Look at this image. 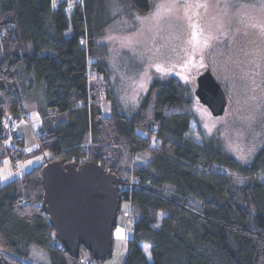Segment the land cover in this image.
<instances>
[{
	"label": "trees",
	"instance_id": "1",
	"mask_svg": "<svg viewBox=\"0 0 264 264\" xmlns=\"http://www.w3.org/2000/svg\"><path fill=\"white\" fill-rule=\"evenodd\" d=\"M126 1L139 14L153 8L152 0ZM107 2L0 0V21L6 13L15 21L0 24V171L7 158L17 172L0 179V264H33L38 247L49 264H82L83 256L99 263L83 248L70 257L43 212L41 168L56 159L94 161L122 176V201L131 206L123 264H264V181L256 177L264 172V144L249 163L225 152L204 135L188 89L174 77L153 81L129 116L107 94L104 114L90 81L109 72L99 42L111 21ZM32 102L37 147L26 152L16 122L28 119L24 106ZM35 156L46 162L29 161ZM25 162L32 164L21 172Z\"/></svg>",
	"mask_w": 264,
	"mask_h": 264
},
{
	"label": "rangeland",
	"instance_id": "2",
	"mask_svg": "<svg viewBox=\"0 0 264 264\" xmlns=\"http://www.w3.org/2000/svg\"><path fill=\"white\" fill-rule=\"evenodd\" d=\"M152 4L150 12L139 14L126 0L107 2L111 21L99 42L107 50L109 72L104 81L96 72L90 81L93 95L100 94L104 114L110 112L107 94L117 111L129 116L138 110L153 81L174 77L188 89L204 135L221 141L224 151L238 161L249 163L264 144V0H152ZM158 6H162L159 11ZM193 25L200 41L210 38L207 47L197 45L196 51L189 43ZM206 68L228 98L226 113L220 117L214 118L194 94V74ZM34 115L16 122L26 152L37 147L33 129H38L39 120ZM32 160L46 162L41 156ZM0 172L6 178L17 173L7 158ZM256 177L264 181V172ZM129 209V202L123 200L119 226L125 224ZM117 250L118 243L114 253ZM30 254L36 264H49L41 248H32Z\"/></svg>",
	"mask_w": 264,
	"mask_h": 264
},
{
	"label": "water",
	"instance_id": "3",
	"mask_svg": "<svg viewBox=\"0 0 264 264\" xmlns=\"http://www.w3.org/2000/svg\"><path fill=\"white\" fill-rule=\"evenodd\" d=\"M14 24L13 13H6L1 25ZM21 52L26 55L19 29L15 26ZM195 97L215 117L226 113L228 98L209 68L198 77ZM43 212L58 244L70 257H79L81 248L95 261L108 259L113 250V229L122 203L119 173H108L100 164H81L63 159L49 161L41 168Z\"/></svg>",
	"mask_w": 264,
	"mask_h": 264
},
{
	"label": "crops",
	"instance_id": "4",
	"mask_svg": "<svg viewBox=\"0 0 264 264\" xmlns=\"http://www.w3.org/2000/svg\"><path fill=\"white\" fill-rule=\"evenodd\" d=\"M28 106H30V107L33 106L34 108L28 109ZM24 107H25L24 108L25 109L24 110V115L26 117H28V120H31V118L29 117V114H36L33 117L36 118L37 120H40V117H38V114H37L38 108H37L35 103L32 102V104L25 105ZM17 134L19 136L23 135L18 130H17ZM29 161L35 162L33 160H29ZM24 164L27 165V162H25ZM31 164L32 163H30L29 166L27 165L25 167H30ZM3 172H6V170H3ZM13 177H14V175L11 176L12 179H13ZM11 178H7L6 180L11 179ZM129 210H131V206H130ZM125 228H126V221H125V224H123L121 226L118 225V221H117V225L113 229V243L114 244H113V250L111 252L112 255L108 259L103 260V262H99V263H96V264H123L125 256H126V250H127V242H126V240H127L128 236H129V231H127ZM117 229L121 230V232L123 234V238L122 239L117 235ZM117 243H118V250L116 251V253H114V248H115ZM146 246H147V248H146ZM149 247L150 246L148 244H146V243L142 245V248H143L144 252L147 254L148 257L150 255V252H148L149 251ZM31 262L33 264H36L33 260H31Z\"/></svg>",
	"mask_w": 264,
	"mask_h": 264
},
{
	"label": "snow or ice",
	"instance_id": "5",
	"mask_svg": "<svg viewBox=\"0 0 264 264\" xmlns=\"http://www.w3.org/2000/svg\"><path fill=\"white\" fill-rule=\"evenodd\" d=\"M203 7V5H201ZM53 7H55V3H53ZM162 7V6H158V11H159V8ZM137 19H140V17H137ZM196 28V25H193V33H192V38L191 40L189 41L190 44L193 45V51H196L197 50V45H202L203 47H207L208 46V40L210 38H206L204 39L203 41H200L199 38H198V33L197 31L195 30ZM189 63H191V61L189 60ZM203 66V65H201ZM158 70H160L158 68ZM241 159H244L243 156L240 157ZM0 179H7L6 177H0ZM117 235L122 239L123 238V234L121 232L120 229H117ZM147 248V246H146Z\"/></svg>",
	"mask_w": 264,
	"mask_h": 264
},
{
	"label": "built area",
	"instance_id": "6",
	"mask_svg": "<svg viewBox=\"0 0 264 264\" xmlns=\"http://www.w3.org/2000/svg\"><path fill=\"white\" fill-rule=\"evenodd\" d=\"M75 2L77 3H81V0H74ZM5 125H6V128L9 130V132H13V129L12 127L14 126V122L12 121V118H8L6 121H5ZM124 185H121V188L120 189H124ZM132 223V221H129ZM82 264H94V261H90L89 259H84L82 260Z\"/></svg>",
	"mask_w": 264,
	"mask_h": 264
},
{
	"label": "flooded vegetation",
	"instance_id": "7",
	"mask_svg": "<svg viewBox=\"0 0 264 264\" xmlns=\"http://www.w3.org/2000/svg\"><path fill=\"white\" fill-rule=\"evenodd\" d=\"M204 71V70H203ZM202 71V72H203ZM196 73H197V71H196ZM196 73L194 74V77L196 78V81H197V77L201 74V73H199L198 75H196Z\"/></svg>",
	"mask_w": 264,
	"mask_h": 264
}]
</instances>
